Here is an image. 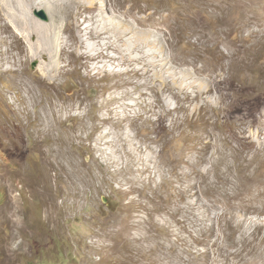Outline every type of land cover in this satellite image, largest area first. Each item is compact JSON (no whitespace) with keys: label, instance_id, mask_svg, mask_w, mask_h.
I'll return each instance as SVG.
<instances>
[{"label":"rangeland","instance_id":"374dc122","mask_svg":"<svg viewBox=\"0 0 264 264\" xmlns=\"http://www.w3.org/2000/svg\"><path fill=\"white\" fill-rule=\"evenodd\" d=\"M112 1L119 59L74 38L57 81L25 65L36 98L0 76V264H218L264 190V0Z\"/></svg>","mask_w":264,"mask_h":264},{"label":"bare ground","instance_id":"6f19581e","mask_svg":"<svg viewBox=\"0 0 264 264\" xmlns=\"http://www.w3.org/2000/svg\"><path fill=\"white\" fill-rule=\"evenodd\" d=\"M113 6L112 0H0V76L14 73L12 82L25 85L36 98V87L22 81L25 65L29 60L40 59L37 70L41 75L40 83L46 79L49 83L57 81L59 74L70 65L64 55L69 52L72 46L69 41L74 38L78 39L76 46L84 47L90 58L100 57L108 49H113L116 57L112 59H119L124 44L116 38L131 31L133 35L140 34V31L135 25L125 30L121 20L125 19L123 16H128V12L123 13ZM40 9H45L49 20L35 15L34 12ZM153 33L149 31L141 36L153 43ZM133 51L130 49V53ZM99 63L103 62H93L92 69L95 72L105 70L107 62L102 68ZM256 195L254 198H241V202L230 203L223 208L219 218L228 223H237L243 229V237L231 243L230 248L218 242V264H264L263 253L252 257L256 247L262 248V240L252 242L248 237L254 229L260 230L262 227L259 221L255 224L256 220L264 219V199L261 198L264 196V190L256 191ZM262 239L264 240V236Z\"/></svg>","mask_w":264,"mask_h":264},{"label":"water","instance_id":"95a60500","mask_svg":"<svg viewBox=\"0 0 264 264\" xmlns=\"http://www.w3.org/2000/svg\"><path fill=\"white\" fill-rule=\"evenodd\" d=\"M41 15L43 16V18H45V15H44V13H41Z\"/></svg>","mask_w":264,"mask_h":264}]
</instances>
